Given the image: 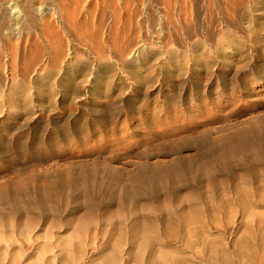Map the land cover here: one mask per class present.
Masks as SVG:
<instances>
[{
  "label": "rangeland",
  "instance_id": "374dc122",
  "mask_svg": "<svg viewBox=\"0 0 264 264\" xmlns=\"http://www.w3.org/2000/svg\"><path fill=\"white\" fill-rule=\"evenodd\" d=\"M103 260L264 264V0H0V264Z\"/></svg>",
  "mask_w": 264,
  "mask_h": 264
},
{
  "label": "bare ground",
  "instance_id": "6f19581e",
  "mask_svg": "<svg viewBox=\"0 0 264 264\" xmlns=\"http://www.w3.org/2000/svg\"><path fill=\"white\" fill-rule=\"evenodd\" d=\"M16 11H17V10H16ZM37 11H38V10H37ZM39 12H41V11H39ZM41 14H42V13H41ZM14 16H15V15H14ZM14 16H13V17H14ZM16 17H17V15H16ZM16 19H17V18H16ZM18 31H19V30H18ZM142 243H143V245L145 244L144 242H142ZM248 243H249V242H248ZM140 244H141V243H140ZM138 245H139V244H138ZM141 245H142V244H141ZM141 245H140V246H141ZM145 246H146V245H145ZM145 246H143V247L145 248ZM141 247H142V246H141ZM141 247L139 248V251H140ZM143 247H142V249H143ZM145 249H146V248H145ZM146 250H147V249H146ZM143 251L145 252V250H142V252H143ZM140 252H141V251H140ZM144 252H143V253H144ZM242 253H244V252H242ZM137 254H138V253H137ZM27 255H28V254H27ZM138 255L140 256V253H139ZM142 255H143V254L141 253V256H142ZM157 255H158V254H157ZM247 255H248V254H247ZM113 256H114V255H113ZM117 256H118V255H116V257H115V258H116L115 261L117 260ZM139 256H138V257H139ZM141 256H140V257H141ZM160 256H161V254H160ZM243 256H244V255H242V256L240 255L241 258H242ZM110 257H111V256H110ZM245 258L247 259V257H245ZM113 259H114V258H113ZM142 259H144L143 256H142ZM166 259H167V258H166ZM119 260H120V259H119ZM216 260H217V259H216ZM103 261H104V260H103ZM105 261H106V260H105ZM105 261H104L103 264H106ZM107 261H108V260H107ZM117 261H118V260H117ZM117 261H116V262H117ZM140 261H141V260H140ZM217 261H218V260H217ZM244 261H245V260H244ZM211 262H212V261H211ZM227 262H228V261H227ZM227 262H226V263H227ZM99 263H100V262H99ZM101 263H102V261H101ZM110 263H111V261H110ZM120 263H121V262H118V264H120ZM163 263H164V262H163ZM173 263H174V262H173ZM213 263H215V261H214ZM213 263H212V264H213ZM224 263H225V262H224ZM111 264H112V263H111ZM215 264H216V263H215Z\"/></svg>",
  "mask_w": 264,
  "mask_h": 264
}]
</instances>
